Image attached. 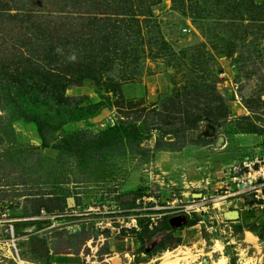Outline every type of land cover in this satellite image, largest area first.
<instances>
[{
	"label": "rangeland",
	"instance_id": "1",
	"mask_svg": "<svg viewBox=\"0 0 264 264\" xmlns=\"http://www.w3.org/2000/svg\"><path fill=\"white\" fill-rule=\"evenodd\" d=\"M263 150L264 0H0V264H264Z\"/></svg>",
	"mask_w": 264,
	"mask_h": 264
},
{
	"label": "built area",
	"instance_id": "2",
	"mask_svg": "<svg viewBox=\"0 0 264 264\" xmlns=\"http://www.w3.org/2000/svg\"><path fill=\"white\" fill-rule=\"evenodd\" d=\"M219 184L218 190L224 196H214L215 201H245L247 211L264 218V150L229 169Z\"/></svg>",
	"mask_w": 264,
	"mask_h": 264
},
{
	"label": "trees",
	"instance_id": "3",
	"mask_svg": "<svg viewBox=\"0 0 264 264\" xmlns=\"http://www.w3.org/2000/svg\"><path fill=\"white\" fill-rule=\"evenodd\" d=\"M35 122L39 125V128H42V123L39 120H35ZM42 133V129H41ZM64 146H69V142L65 139H62ZM143 189H140L136 193V197L143 196ZM161 214H164L161 219V223L163 227L157 232H150L148 226L144 227L142 231L138 234V240L141 242L142 247L140 249V253H145V245L149 241H151L157 233H171L174 234L177 230L188 229L194 227L197 223L186 213L178 212L175 213L173 211H164ZM150 221V219H137L138 225L143 226L144 222Z\"/></svg>",
	"mask_w": 264,
	"mask_h": 264
},
{
	"label": "bare ground",
	"instance_id": "4",
	"mask_svg": "<svg viewBox=\"0 0 264 264\" xmlns=\"http://www.w3.org/2000/svg\"><path fill=\"white\" fill-rule=\"evenodd\" d=\"M171 255H172V253L171 254H168L167 256L171 257ZM172 258H175V260H173L172 262H170V264H180V261L182 262V259H179L180 258L179 255L173 256ZM187 259L188 258H185L184 260L187 261ZM213 264H228V263H227L226 258H221L220 260H218L217 262H215ZM243 264H249V263H243Z\"/></svg>",
	"mask_w": 264,
	"mask_h": 264
},
{
	"label": "crops",
	"instance_id": "5",
	"mask_svg": "<svg viewBox=\"0 0 264 264\" xmlns=\"http://www.w3.org/2000/svg\"><path fill=\"white\" fill-rule=\"evenodd\" d=\"M84 257H82V255L79 253L77 255H74V257H68V259H66V263L68 262V264H79L81 263V261H84ZM60 261V260H59ZM58 260L55 262V264H63L61 262H59Z\"/></svg>",
	"mask_w": 264,
	"mask_h": 264
}]
</instances>
